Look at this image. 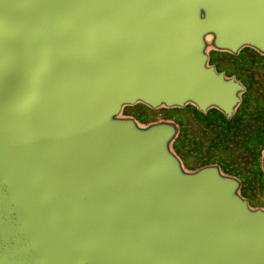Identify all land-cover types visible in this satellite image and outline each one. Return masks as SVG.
Returning <instances> with one entry per match:
<instances>
[{
  "label": "water",
  "instance_id": "obj_1",
  "mask_svg": "<svg viewBox=\"0 0 264 264\" xmlns=\"http://www.w3.org/2000/svg\"><path fill=\"white\" fill-rule=\"evenodd\" d=\"M245 48L264 0H0V264H264L242 180L124 113L231 120L247 87L211 53Z\"/></svg>",
  "mask_w": 264,
  "mask_h": 264
},
{
  "label": "rangeland",
  "instance_id": "obj_2",
  "mask_svg": "<svg viewBox=\"0 0 264 264\" xmlns=\"http://www.w3.org/2000/svg\"><path fill=\"white\" fill-rule=\"evenodd\" d=\"M211 63L236 75L247 87L237 114L227 120L217 110L205 115L194 106L153 110L142 104L124 110L143 123L159 119L176 121L181 132L174 144L186 167L197 169L218 163L225 172L243 180V195L252 206H264V55L245 48L238 55L213 51Z\"/></svg>",
  "mask_w": 264,
  "mask_h": 264
},
{
  "label": "flooded vegetation",
  "instance_id": "obj_3",
  "mask_svg": "<svg viewBox=\"0 0 264 264\" xmlns=\"http://www.w3.org/2000/svg\"><path fill=\"white\" fill-rule=\"evenodd\" d=\"M243 99H244V96H243ZM243 103V102H242ZM191 106V105H189ZM222 114V113H221ZM264 149V148H263ZM263 151V150H262ZM261 157H262V153H261ZM214 164V163H213ZM218 164V163H217ZM221 166V164H219ZM260 166H261V162H260ZM222 167V166H221ZM222 169L224 170V168L222 167ZM262 170V169H261ZM225 171V170H224ZM263 172V171H262ZM264 174V173H263ZM235 176V175H234ZM237 177V176H236ZM239 178V177H238ZM241 179V178H240ZM242 180V179H241ZM243 182V180H242ZM244 184V183H243ZM242 189H243V186H242Z\"/></svg>",
  "mask_w": 264,
  "mask_h": 264
}]
</instances>
